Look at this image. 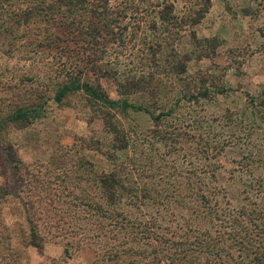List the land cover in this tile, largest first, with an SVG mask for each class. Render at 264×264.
Returning <instances> with one entry per match:
<instances>
[{
	"label": "rangeland",
	"instance_id": "1",
	"mask_svg": "<svg viewBox=\"0 0 264 264\" xmlns=\"http://www.w3.org/2000/svg\"><path fill=\"white\" fill-rule=\"evenodd\" d=\"M193 1L170 0L179 17ZM10 2L4 0L0 10V191L14 185L5 170L10 157L40 168L46 179L64 171L71 178L80 176L85 173L79 167L82 159L99 173L116 170L123 182L144 186L158 201L164 200L165 193L182 190L187 195L201 191L211 205L218 203L220 217L212 216V220L193 219L177 202V195L165 206L153 199L139 203V208L120 204L129 217L139 220L147 221L159 210L160 231L166 237L187 234L191 222L200 230H212L214 225L222 231L243 205L246 210L259 209L264 222V118L253 112L251 101L264 97V0H210L198 23L172 29L177 34H168V44L161 41L158 50L153 45L149 51L143 42L144 31L134 33L127 18L89 48L81 40L84 35L46 28L37 15L18 18L24 1ZM154 17L152 13L145 20ZM153 51L154 60H149ZM173 52L191 57L186 72L171 70L178 57H172ZM76 61L78 67H71ZM92 64L105 76L96 80ZM67 70L99 82L112 99L120 98L117 81L123 75L150 71L149 85L159 90L150 96L133 90L128 101L150 110L155 107L154 114H165L155 122L143 110H107L82 92L70 93L57 103L53 99L56 83ZM204 90L207 95L199 94ZM182 91L197 98L183 97ZM39 104L38 117L9 119L19 107ZM189 177H194L190 188L185 182ZM25 185L26 180L18 184ZM217 185L221 187L218 192ZM87 189L99 200L96 189ZM11 198L1 205L2 219L16 227L10 247L17 264H93L92 240L76 245L75 236L41 232V240L29 242L22 212ZM184 201L189 207L198 205L192 197Z\"/></svg>",
	"mask_w": 264,
	"mask_h": 264
},
{
	"label": "trees",
	"instance_id": "2",
	"mask_svg": "<svg viewBox=\"0 0 264 264\" xmlns=\"http://www.w3.org/2000/svg\"><path fill=\"white\" fill-rule=\"evenodd\" d=\"M3 1L0 0V10H3ZM6 1L11 5V0ZM21 1H24V7H19L18 18L27 20V17L37 15L39 21L46 22V28L50 26L61 32H77L78 35H84V39L81 40L86 41L89 48L98 44L101 34L111 33L113 28L119 25V21L127 18L134 33L144 31L143 42L148 51L153 49V45L157 46L155 48L158 50L161 41L168 44V39L177 34L171 32L172 29L179 30L187 23H198L211 3L210 0H195L179 17L175 13L174 3L170 0ZM152 13H155L154 19L147 22L145 17ZM155 53L153 51L150 54L149 60H154ZM171 54L172 57L178 56L175 52ZM189 60L191 57L187 53L178 56L172 63L171 70L176 74L186 72ZM87 62L94 63L89 59ZM76 66L78 67L77 61L71 65L75 68ZM91 68L95 72L96 80L105 76L98 65L92 64ZM80 70L79 73L84 74L83 69ZM152 79L153 74L150 71L146 75H123L122 79L117 81L120 98L112 99L99 82H93L67 70L65 76L56 83L53 99L60 103L68 94L82 92L88 100L101 108L118 111H126L130 108L143 110L153 116L155 122H159L160 116L165 113L154 114L155 107L150 110L148 106L131 103L127 98L133 90L145 92L148 96L156 94L159 88L149 85ZM182 92L183 97L197 98V95H187ZM199 94L207 95L208 92L199 91ZM255 100L251 98L253 112H259L262 119L264 97ZM40 107L41 104L31 108L19 107L9 119L14 121L38 117ZM259 108H262V111H259ZM171 111L170 109L169 112ZM34 112H37V116H32ZM112 128L116 130L114 125ZM79 167L85 173L76 178L69 177L67 171H64L58 177L55 175L56 178L46 179L45 176L40 175V168L26 165L15 157L6 159L5 170L11 174L14 185L10 184L12 189L6 187L3 190L1 187L0 191V264H6L5 260L9 261L8 264H17V256L10 247V237L15 234L16 227L7 226L2 219L1 205L7 199H12L11 197L15 198L22 212L29 242L41 240V232L54 237L75 236L76 245L92 240L95 246L93 264H264V222L260 221L263 214L259 209L253 207L251 210H246L244 205L241 206L231 215L229 225H233L232 228L225 225V229L220 231L213 225L212 230L206 228L200 230L193 227L195 224L191 222L188 223L190 228L187 234L176 239L170 238L160 231L163 228L157 219L159 210L156 216L146 221L129 217L120 208L121 203L139 208V203L145 205L147 200L158 201L147 188L123 182L114 169L99 173L89 162L82 159ZM44 172L50 173L51 170ZM29 174L31 176L28 179ZM192 179L194 177L185 180L189 188L190 183H193ZM24 180L27 185L23 188L18 186ZM83 182L86 183L85 187L82 185ZM217 186L218 189L215 188V191L218 192L220 186ZM87 187L96 189L99 200L89 194ZM16 188L20 189L14 191ZM189 194L175 190L169 194L165 193L164 200L161 199L158 203L165 206L177 195V202L190 211L193 219L220 217L217 215L218 203L211 205L205 193L192 191ZM33 197L37 200L35 201ZM186 197H192L200 206H186L184 201ZM215 198L218 201L217 197ZM17 231L20 233V229ZM66 243L73 244L71 241ZM136 245H145V247Z\"/></svg>",
	"mask_w": 264,
	"mask_h": 264
}]
</instances>
